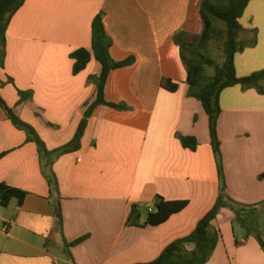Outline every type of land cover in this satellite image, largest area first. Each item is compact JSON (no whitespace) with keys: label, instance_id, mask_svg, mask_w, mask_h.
Instances as JSON below:
<instances>
[{"label":"crops","instance_id":"0c3cea01","mask_svg":"<svg viewBox=\"0 0 264 264\" xmlns=\"http://www.w3.org/2000/svg\"><path fill=\"white\" fill-rule=\"evenodd\" d=\"M201 1L26 0L13 16L5 66H0V93L49 152L73 140L97 98V87L89 80L100 76V63L92 57L74 75L71 54L91 50L98 14L104 13L114 41V59L132 55L137 62L114 71L106 86L108 102L130 109L98 107L76 152L40 154L0 107V184L26 193L21 203L13 199L0 210V264H71L54 211L58 200L66 241L88 236L71 249L75 264L152 262L170 244L189 236L213 208L220 180L208 117L201 103L188 96L187 72L173 42L177 32H202ZM240 24V40L247 46L235 64L237 75L244 77L264 70V0H252ZM164 79L178 83V91L163 89ZM19 91H32V100L20 103ZM220 105L227 193L243 205L260 204L264 96L234 87L222 92ZM178 135L195 137L198 149H185ZM48 177L57 179L58 193L52 194ZM157 195L187 201L188 206L158 227H128L131 206L150 210ZM234 217L224 208L213 222L222 238L207 264H264V249L252 234L236 235ZM140 221L145 222L144 215ZM259 229L264 242V206Z\"/></svg>","mask_w":264,"mask_h":264},{"label":"trees","instance_id":"16d2710c","mask_svg":"<svg viewBox=\"0 0 264 264\" xmlns=\"http://www.w3.org/2000/svg\"><path fill=\"white\" fill-rule=\"evenodd\" d=\"M25 1L0 0V66L2 68L5 66L8 27L13 16L22 8ZM251 1L202 0L200 5L202 32L197 35L180 31L173 37L174 45L179 50L181 61L187 72L185 83L189 87L188 96L201 103L208 117L210 142L220 180V194L213 208L199 221L196 229L189 236L170 244L156 260L143 264H207L222 238L221 231L213 227V222L224 208H229L234 212L236 219L240 221L246 233L252 234L264 249V242L259 229V209L264 206V202L257 205H243L227 193L222 142L218 132V122L222 113L220 97L223 91L241 87L243 90L254 89L259 95L264 96V70L239 77L235 64L236 55L247 46L240 40L243 31L240 20ZM212 42H218L222 45L223 61L221 64L215 62L208 54ZM113 47L114 41L104 25V13H100L92 23L91 50L81 48L71 54V59L74 60V75L83 72L92 57L100 63L102 67L100 76L91 77L89 80L97 87V98L85 112L73 140L53 152L47 150L36 130L14 113L0 93V107L13 125L27 134L28 141L37 145L40 154L59 157L80 150L88 121L98 107H108L117 111L130 109L126 104H116L106 100V86L110 75L114 71L131 67L137 62L136 57L132 55L122 60H115L112 56ZM209 69L213 70L212 74H208ZM10 81L12 80L10 79ZM161 87L175 93L179 89V84L171 79H164ZM19 95L20 103L28 102L33 98L32 91H19ZM178 138L185 149L193 152L198 149L199 143L195 137L178 135ZM260 179H264V174L261 175ZM48 183L52 194L59 192L58 181L55 177H48ZM25 196L26 193L21 190L0 184V205L2 207H7L13 199H18L21 203ZM187 206V201H167L162 196L157 195L154 199L153 208L150 210L142 209L140 205L133 204L126 224L128 227H158L168 222L172 216L181 213ZM54 211L63 236V252L71 264H75L71 249L85 242L88 236L67 242L63 234L60 200L54 204ZM143 215L145 222L141 223L140 220ZM188 246H192V249L188 250Z\"/></svg>","mask_w":264,"mask_h":264},{"label":"rangeland","instance_id":"374dc122","mask_svg":"<svg viewBox=\"0 0 264 264\" xmlns=\"http://www.w3.org/2000/svg\"><path fill=\"white\" fill-rule=\"evenodd\" d=\"M208 54L215 60V62H217L218 64H221L223 61V49H222L221 43L212 42L210 44ZM212 73H213V70L209 69L208 74H212ZM2 209L3 207L0 205V210ZM233 227L235 229V233L237 236L246 234L245 229L242 227L240 221H238L236 217H234V220H233Z\"/></svg>","mask_w":264,"mask_h":264},{"label":"built area","instance_id":"2783aa9c","mask_svg":"<svg viewBox=\"0 0 264 264\" xmlns=\"http://www.w3.org/2000/svg\"><path fill=\"white\" fill-rule=\"evenodd\" d=\"M10 223H11V222H9V224L4 225V227H3V232H4V233H7V232H8ZM240 243H241V244H245V243H246V240H245V239H242V240L240 241Z\"/></svg>","mask_w":264,"mask_h":264}]
</instances>
